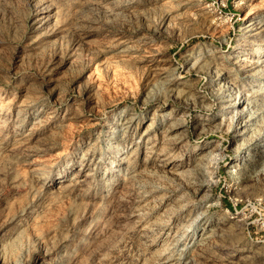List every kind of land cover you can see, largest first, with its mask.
Segmentation results:
<instances>
[{
	"label": "rangeland",
	"instance_id": "obj_1",
	"mask_svg": "<svg viewBox=\"0 0 264 264\" xmlns=\"http://www.w3.org/2000/svg\"><path fill=\"white\" fill-rule=\"evenodd\" d=\"M262 47L264 0H0V264H264Z\"/></svg>",
	"mask_w": 264,
	"mask_h": 264
},
{
	"label": "bare ground",
	"instance_id": "obj_2",
	"mask_svg": "<svg viewBox=\"0 0 264 264\" xmlns=\"http://www.w3.org/2000/svg\"><path fill=\"white\" fill-rule=\"evenodd\" d=\"M249 17V14H246V16L244 17V19H247ZM248 30H252V28H249ZM252 35L254 34V33H251ZM245 49H247V48H245ZM256 54H257V56L259 57V56H264V47H262L261 49H259V50H257L256 52H255ZM245 59H247L246 58V56H244V53H241V55L240 56H238L235 60H234V63L235 62H239L240 64H243V60H245ZM248 61V60H247ZM246 62V61H245ZM244 62V63H245ZM256 62H259V60H257ZM260 63V62H259ZM249 66V65H248ZM253 67L251 66V67H248L247 69H246V71L248 72V71H251V69H252ZM252 72V71H251ZM253 74V73H252ZM130 123H131V121L129 120V121H125V122H123V125H121L120 127H121V129H128V127L130 126ZM261 151L264 153V148H262L261 149Z\"/></svg>",
	"mask_w": 264,
	"mask_h": 264
}]
</instances>
